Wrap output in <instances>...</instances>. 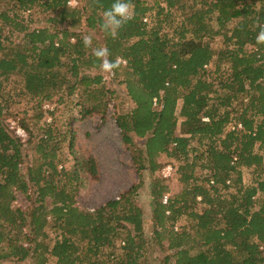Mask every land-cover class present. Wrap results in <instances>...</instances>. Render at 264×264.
<instances>
[{
    "label": "trees",
    "instance_id": "16d2710c",
    "mask_svg": "<svg viewBox=\"0 0 264 264\" xmlns=\"http://www.w3.org/2000/svg\"><path fill=\"white\" fill-rule=\"evenodd\" d=\"M0 1L10 4L0 10V114L8 108L4 85L11 76L21 84L19 94L35 98L38 105L50 101L64 83L70 93L78 86L88 91L91 84L100 85V74H80V69L99 67L93 49L102 41L109 59H120L126 93L134 104L116 117L122 141L144 139L151 172L159 166L155 158L160 153L183 159L177 168L184 185L180 194L163 203L168 187L160 179L151 190L152 235L159 243L167 239L172 250L165 264L170 259L173 264H264V46L255 43L264 25V0H191V7L202 5L189 17L191 35L181 24L175 38L162 31L163 23L174 7L182 10L189 0H130L133 18L114 37L101 28L103 13L114 0H76L75 5L70 0ZM38 6L53 15L49 24L30 27L17 10L30 12ZM3 26L9 27L8 35H3ZM77 28L90 36L91 30L99 31L101 41L92 36V48H85L84 33ZM216 36L224 47L213 59L215 52L204 39ZM212 61L214 69L207 71ZM232 121L241 128L226 130ZM40 153L22 173L20 138L0 119V261L32 255L44 264L49 252L55 264H146L140 260L143 220L132 198L134 188L93 211L82 210L75 205L73 187L57 184L54 151ZM200 159L210 172L208 186L197 183L193 173ZM75 165L97 173L91 156L76 157ZM242 167L252 169L248 184ZM29 185L35 187V198L26 213L11 203L14 191L27 194ZM196 203L200 210L193 209ZM183 216L191 222L175 229ZM127 224L135 234L127 230L120 240L124 252L116 255L115 240ZM48 225L56 232L51 246L44 242ZM104 247L110 250L101 255Z\"/></svg>",
    "mask_w": 264,
    "mask_h": 264
},
{
    "label": "rangeland",
    "instance_id": "374dc122",
    "mask_svg": "<svg viewBox=\"0 0 264 264\" xmlns=\"http://www.w3.org/2000/svg\"><path fill=\"white\" fill-rule=\"evenodd\" d=\"M71 5H75L74 0H70ZM151 4L153 0H148ZM77 3V1H76ZM187 3V4H186ZM81 4V3H80ZM185 8L175 9L163 23L162 31L170 37H177L181 24L185 25L189 31L187 36L191 35L193 30L192 22L189 21L191 13L200 7L196 3L191 7V0L185 2ZM202 6V5H201ZM10 7L8 2L0 1V10ZM23 15V19L30 27H42L49 24L48 17L53 15L52 11H44L39 6L34 7L32 11L17 10ZM215 28L217 24L211 21ZM64 25V24H62ZM231 23L227 27H230ZM8 26H3V35H8ZM77 30L87 35L84 30ZM96 39H101L100 32L91 30L89 32ZM13 33V37H15ZM83 35V36H84ZM15 39V38H14ZM101 41V40H100ZM211 49L215 52L214 58L219 50L224 47V41L221 36L211 39H204ZM100 47H103L102 41ZM124 65V62L123 64ZM214 69L213 61L206 66L207 71ZM94 76L100 74L101 84L90 85L88 91L84 87L78 86L71 93L68 86L64 83L57 89L50 101H45L38 105L35 98L25 94H19L21 84L18 78H11L4 85V95H10L8 99V108L3 107L0 119L10 130L19 127L23 130V136L18 135L22 143L24 162L21 164V172L25 173L29 165L40 156L42 151H54L55 161L60 170L57 176V184L65 186L66 190L73 187L75 205L82 210L93 211L102 206L111 199H118L128 191L135 190L133 193L134 203L142 211V234L141 244L143 247L139 250L140 260L146 264H165V257L172 253L167 248V239L157 242L152 235L153 219V197L151 190L156 179H160L168 189L164 192L169 198H174L184 188L179 181L177 168L183 163V159L168 156L166 153H160L156 158L159 164L157 169L151 172L147 167L148 161L144 153V139L133 136L132 143L126 144L122 141L121 131L117 126L116 117L119 114L128 112L133 106V102L126 93L124 77L125 72L121 67L114 73H104L100 68H81L80 74ZM79 74V75H80ZM216 83V78L208 77ZM101 91V92H100ZM237 101V100H236ZM234 101V104L236 103ZM93 108L92 111L88 109ZM180 108V101L177 104V112ZM179 120L181 118L179 117ZM178 120V121H179ZM234 121L227 124L226 130H231V126H236ZM236 129H240L237 128ZM179 128L176 129L178 134ZM16 133V132H15ZM50 135V136H48ZM71 143V144H70ZM194 147L198 143L195 139L191 141ZM43 146L42 148L39 147ZM264 154V152H262ZM193 155V154H190ZM91 156L95 159L97 173L91 175L88 172L76 168V157ZM204 160L196 161L194 166V176L196 182L205 186V177L210 172L201 166ZM145 165L146 168H142ZM141 167V168H140ZM76 169L77 171H74ZM242 179L245 184L250 183L252 179V169L242 167ZM75 175V178L73 175ZM234 188L230 187L229 191ZM162 196V202L164 199ZM35 198V187L29 185L27 194L19 190L14 191V199L11 203L13 208H21L26 213L32 210ZM199 200V198H197ZM50 199L45 200L49 204ZM167 202V201H166ZM163 202V203H166ZM202 206L198 203L193 209L200 210ZM191 221L186 216L180 218L174 224L175 229L188 225ZM7 229V228H6ZM130 235L135 231L131 225H126L120 235L115 240L114 253L122 254L124 251L120 247V240L125 239L127 230ZM8 230V229H7ZM28 228L25 226L24 233ZM44 242L51 246L56 237V232L51 225L45 227ZM24 245L28 246L29 242L23 238ZM139 240L136 241V243ZM262 249L264 250V244ZM33 245V243H32ZM110 249L106 247L101 249V255H105ZM138 253V252H137ZM46 261L44 264H55V258L46 252ZM0 264H37V260L32 255L27 256L24 260H14L12 258L0 261ZM168 264H173L170 259Z\"/></svg>",
    "mask_w": 264,
    "mask_h": 264
},
{
    "label": "clouds",
    "instance_id": "9594fccd",
    "mask_svg": "<svg viewBox=\"0 0 264 264\" xmlns=\"http://www.w3.org/2000/svg\"><path fill=\"white\" fill-rule=\"evenodd\" d=\"M133 18L130 0H114L111 6L103 13L102 30L110 36L117 35L129 20ZM82 43L85 48H92V36L84 35ZM257 46H264V25H260L255 36ZM93 56L100 61L99 68L104 73H114L120 67V59L110 60V52L107 47L93 49Z\"/></svg>",
    "mask_w": 264,
    "mask_h": 264
},
{
    "label": "built area",
    "instance_id": "2783aa9c",
    "mask_svg": "<svg viewBox=\"0 0 264 264\" xmlns=\"http://www.w3.org/2000/svg\"><path fill=\"white\" fill-rule=\"evenodd\" d=\"M75 1V0H74ZM68 3L70 4L71 3V1H68ZM75 4H76V1H75ZM144 20H146L145 18H144ZM204 120H207V118H203ZM236 127L237 128H241V124L240 123H237L236 124V126H231V128L232 129H236ZM15 132H16V134H18V135H20V136H23L24 134H23V130L21 129V128H19V127H16L15 128ZM167 201V195H164V199H163V202H166Z\"/></svg>",
    "mask_w": 264,
    "mask_h": 264
}]
</instances>
